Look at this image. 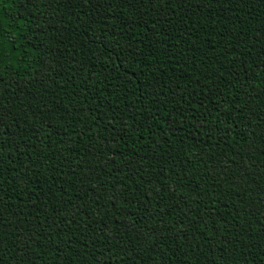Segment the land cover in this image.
I'll return each instance as SVG.
<instances>
[{
    "label": "trees",
    "instance_id": "trees-1",
    "mask_svg": "<svg viewBox=\"0 0 264 264\" xmlns=\"http://www.w3.org/2000/svg\"><path fill=\"white\" fill-rule=\"evenodd\" d=\"M0 161V264H256L264 0H0Z\"/></svg>",
    "mask_w": 264,
    "mask_h": 264
},
{
    "label": "snow or ice",
    "instance_id": "snow-or-ice-1",
    "mask_svg": "<svg viewBox=\"0 0 264 264\" xmlns=\"http://www.w3.org/2000/svg\"><path fill=\"white\" fill-rule=\"evenodd\" d=\"M154 2H155V0H153V3ZM166 2H170V0H166ZM184 2H187V0H184ZM205 2L211 3L212 0H195V3L197 5H201V4L205 3ZM130 46L131 45H129V47ZM125 52H126V49L125 50H121V52L117 53L116 59L119 60L120 59V56L121 55H124ZM117 67H123V61H121L120 64L117 65ZM93 79H95V77H93ZM105 80H107V76H105ZM125 83H127V81H125ZM107 87H108V84H105V88H107ZM112 87H115L117 89H120L122 86L119 83H117L115 85H112ZM124 90L126 92V89H124ZM135 102L136 103H141L142 102L140 96H137V99H136ZM81 122H83V121L81 120ZM197 123H199V122L197 121ZM227 131H230V130H227ZM0 164H2V161H0ZM0 175H2V172H0ZM2 192H3V189L0 188V193H2ZM258 212H259V210L253 211L251 213V215L255 216V215L258 214ZM2 215H3V213L0 212V217H2ZM262 231H264V229H262ZM214 235H216V233H213V236ZM211 238L212 237H209V239H211ZM228 243L229 244H233L234 243V240H229ZM235 243H240V241L239 240H235ZM259 243H260V248H259L258 252H264V235L261 236ZM254 247H256V245H252V244L244 245V252L241 253V255H240V259L244 262V264H249V261L247 259V256L249 254H251V249L254 248ZM238 251H239V249H237L234 246L233 249H232V253H231L232 256L235 257ZM224 255H226V253L225 254H222L221 259H223ZM261 262H264V255H259V259L257 260L256 264H261Z\"/></svg>",
    "mask_w": 264,
    "mask_h": 264
}]
</instances>
